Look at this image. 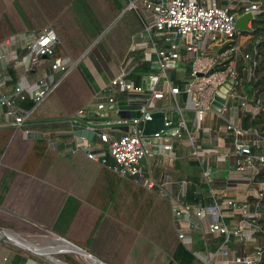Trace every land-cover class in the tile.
Returning <instances> with one entry per match:
<instances>
[{
	"label": "crops",
	"instance_id": "0c3cea01",
	"mask_svg": "<svg viewBox=\"0 0 264 264\" xmlns=\"http://www.w3.org/2000/svg\"><path fill=\"white\" fill-rule=\"evenodd\" d=\"M96 1L82 0L85 8L87 6L92 10L100 27L97 25L95 27L98 37L75 59L71 60L75 62L74 69L35 109H33L34 102L30 109H24L21 106L26 98L33 101L30 95H25L24 99H16V113L21 115L30 113L22 126L12 125L4 109H0V129H13L6 152H9L13 139H18V141L27 139L28 143L35 139L41 140L46 146L44 154L48 156L47 161L55 165L47 168L43 175L33 177L16 169L7 168L4 163L0 162V214L7 216L0 215V218L6 221L10 218L9 221L15 224L18 222L15 219H27L53 230L66 239L69 238L67 234L70 233L68 228L74 220L68 221L62 227L56 217L63 219L62 214H66V209H71V205L82 209V213L86 214L82 217V231H88V224L94 223L96 216L101 219L104 215L111 222V216L116 215L114 207L123 203L126 208L135 204L141 191L151 192L144 188L142 190L133 178L121 179L106 167L88 161L82 152H71L75 143L72 138L74 131H72L70 119L80 109L87 112L91 124L112 138L118 137V134L112 133L109 128H103L101 125L103 118L102 113L97 110V105L105 101L108 96L114 95V92L106 87L119 74L121 67H126L130 63L132 53L135 52L133 58L136 60L140 52L142 59L143 44L148 42L145 27L153 24L148 13L144 12L143 17H140L131 12L135 11L134 9L127 8L129 3L134 1L138 8L141 7L140 0H110L105 4H97ZM194 1L216 7H226L233 12L236 19L244 14L246 6L256 3L253 0ZM101 5L104 6L103 9ZM249 26L251 23H248ZM133 29L136 31L132 32ZM29 32L22 31L11 36L19 38L13 39L5 48L2 47L5 40L0 43V52L6 50L5 58L0 60V73L3 72L0 87L4 95H10L18 83L33 86L41 76L52 74L50 61L45 58L40 59L36 65L26 68L24 45L29 35L33 33ZM247 37L248 33L242 32L238 37L237 41L241 44V48L248 39ZM153 42L157 49L165 48L161 38H154ZM218 50L216 45L206 43L202 45L204 56H213ZM193 57V53L181 50L179 63L167 72V81L157 78L158 69L153 63L141 60V62L149 63L153 71L150 74L141 75L139 85L141 86L143 80L146 81V86L144 88L141 86L144 90L143 95L134 97L132 101L127 100L125 95H116L115 105L108 109V119L138 116L141 101L151 91H162L164 96L155 101V106L158 110L168 109L165 112V120L167 119L170 124L171 113L176 112L175 100L170 93V88H178L182 91L177 96V106L183 109L182 116L186 130L177 136L164 134L161 137L164 144L171 146V153L159 149V142L156 138H145L148 139V153L140 162V176L143 179L154 181L155 187L152 191L163 198L170 211L173 230L177 236L181 232L190 237L193 242L194 256L198 260L203 258L207 260V264H238L235 262L237 258L250 256L256 247H261L263 244L256 240L252 242L245 239H231L229 242H224L220 234L209 231L210 218L207 215L204 214L198 218L193 213L195 209L201 207L216 206L223 221L231 227L242 221V210L230 209L227 202L233 200L238 203H247L252 199L256 200L262 188L257 182V173L253 167L244 165L242 169H236L238 158L234 154V149L236 143H248L255 137L250 133L236 134L227 130L226 123L242 126L246 115V112L234 100L224 102L226 111L221 117L216 115V109L213 108L212 111L206 113L202 122L199 124L195 122V114L189 108L188 97L183 92L184 81L189 76ZM137 65V63L134 64L133 72ZM53 76L59 78L57 74ZM46 79L49 81V77ZM129 79L132 80L131 76ZM154 79L156 81L152 83ZM183 93L185 97L182 96ZM179 120L180 116H178V122ZM83 128L82 130L90 132ZM80 138L87 139L86 137ZM91 139L86 141L89 145L100 146L101 150L106 151V146L101 144L96 137L95 140ZM194 148L201 153L202 161L193 155ZM256 167L260 171L261 167L258 164ZM204 171L209 173V182L205 181ZM16 188L18 189L15 190ZM160 191H164L165 196H161ZM173 199H178L182 205H187L190 211L174 217ZM247 205L250 215L257 213L255 206H250L248 203ZM79 212L81 211L76 210L71 215H79ZM15 229L9 227L4 230L23 240H42ZM53 239L71 245L78 252L60 246L57 250L50 251L49 259L54 260L52 254L65 253L75 255L82 260L80 253L83 250L63 239ZM22 249L41 256L29 249ZM82 261L91 264L85 260ZM0 264L40 263L27 257L22 251L9 246L8 242L0 237Z\"/></svg>",
	"mask_w": 264,
	"mask_h": 264
},
{
	"label": "built area",
	"instance_id": "2783aa9c",
	"mask_svg": "<svg viewBox=\"0 0 264 264\" xmlns=\"http://www.w3.org/2000/svg\"><path fill=\"white\" fill-rule=\"evenodd\" d=\"M142 9L148 13L153 21L150 27H145V33L148 35V42L143 44L142 61L153 63L157 71V78H162L167 81V72L176 67L180 61L181 50L193 53L192 66L188 78L184 81L183 92L189 100V108L195 114V122L199 124L203 121L206 113L212 111V100L215 93L222 87L228 84L229 88L224 94V102L234 100L244 112L249 109H261L262 105L258 100L250 97L241 85V79L237 66L239 62L248 67L245 69L248 75V80L253 77L254 62L251 56L244 53L241 49V44L237 41L241 32L235 27L236 16L230 13L226 7H216L196 2L194 0H140ZM128 9H137L136 1L129 3ZM250 12L253 16L259 14V4L250 3L244 8V13ZM248 26V24H247ZM19 37H10L6 39L2 47H7ZM154 38H161L165 44L164 49H157L153 42ZM234 42L233 45L223 51L217 52L213 56H204L202 53V45L220 46L221 43ZM57 42L56 35L51 28H46L39 33H31L27 42L24 45L26 52V68L31 65H36L42 58L50 61V76H41L36 83L31 86H24L18 83L10 95H4L0 87V109H4L5 115L12 121L14 126H22L30 113L17 114L15 111L16 99H24L25 95H30L34 102L35 109L40 105L45 98L51 94L58 83L65 78L75 66V62L69 59H62L54 56V46ZM5 52H0V60L5 58ZM134 64L130 63L126 67L122 66L119 74L108 84L106 89H111L114 95L108 96L105 101L97 105V110L102 113L103 128L107 127L114 134H118L117 138H112L106 132L100 130L88 120L87 112L80 109L70 119V124L73 127L72 131L86 129L89 130L99 142L106 146V151L101 150L100 146L89 145L87 139H82L75 136V147L71 152L80 151L84 154L88 161L100 164L113 172L121 179L133 178L141 187L148 191H152L155 183L151 179H143L140 176L139 165L148 153L147 143L142 134L143 123L150 120L151 113L155 111L167 112V108L158 110L155 106V101L160 100L164 96L162 91H151L141 101L139 115L132 118L108 119L109 108L115 105L118 94L125 95L127 100H133L134 97L141 96L144 93L143 88L130 80L133 72ZM3 72L0 73V78ZM59 75V78L53 75ZM49 77V81H47ZM235 88H240L239 91ZM178 88H170V93L175 100V111L180 120L178 127L174 131H161L153 135V138L159 142L158 147L164 152L171 153V146L163 143L161 137L164 134L173 136L179 135L183 130H186L184 119L182 116V108L177 106V96L181 94ZM215 113L222 116L226 111L225 104L221 108H215ZM165 125H169L167 119ZM226 128L236 134H252L255 139L248 143H236L234 154L238 158L236 169L240 170L244 165L251 166L259 173L256 164L259 167H264V132L246 131L242 126H236L231 123H226ZM126 129V130H124ZM171 131V132H170ZM193 155L199 161H202L201 153L195 148ZM206 182L210 181L209 173L203 172ZM257 199H262L264 195V186ZM164 191H160L161 196ZM227 205L233 210H242V221L238 225L231 227L223 221L221 214L216 206L201 207L194 210V215L198 218L204 214L210 218L208 225L209 231L218 233L224 238V242H229L231 239H245L255 241L252 237V231L246 227V221L249 218L256 217L258 214L250 215L248 213L247 203H238L229 200ZM172 211L174 217H179L183 213L190 211V208L181 204L178 199L172 200ZM179 242L186 246L191 253H195L192 247V240L183 233L178 234ZM17 247V246H16ZM20 248V247H18ZM264 245L256 247L253 253L246 258H237L238 264H258L261 258V251ZM197 256V255H196ZM203 264H207V260L200 258Z\"/></svg>",
	"mask_w": 264,
	"mask_h": 264
},
{
	"label": "rangeland",
	"instance_id": "374dc122",
	"mask_svg": "<svg viewBox=\"0 0 264 264\" xmlns=\"http://www.w3.org/2000/svg\"><path fill=\"white\" fill-rule=\"evenodd\" d=\"M108 1L110 0H97L96 3L105 4ZM83 5L82 0H0V43L22 31L39 33L46 28H52L54 31L59 30L58 28L63 29L68 33L71 41L77 35H80L81 38L82 35L88 38V32L86 33L87 30L83 28V25L85 28L87 27L86 22H82L80 17L82 12L85 13L92 26L90 31L95 30L96 25L100 26L92 14V10ZM74 6L80 15L74 11ZM101 7L104 8L102 5ZM6 30L14 32L6 35ZM28 148L27 139L20 141L13 139L9 152L0 156V162L4 163L7 168L16 169L33 177L43 175L47 168L55 166L47 161L48 156L44 155L32 169V173L25 172L22 165L28 154ZM142 190H144L143 187ZM139 194L140 197L136 199L135 204L125 208L123 203H120L114 207L116 218L107 214L111 216V222L104 215L101 219L96 216L94 223L88 224V231H82V217L86 214L82 213V209L74 208L71 205V209L67 208L66 214H62L63 219L56 217L62 227L68 221L74 220L68 228L70 233L67 234L69 236L67 239L53 230L27 219L19 218L20 221L15 219L18 221L15 224L9 221L10 218L8 221L0 218V228H16L15 230L27 232L26 234L39 237L47 242L53 238L63 239L85 251L86 254L102 264H168L173 249L179 242L177 233L171 226L170 211L163 198L153 191L148 193L144 190ZM76 210L81 211L79 215H71ZM8 245L22 251L27 257L40 264H86L71 254L55 253L52 254L54 260H51L18 248L13 244L8 243ZM64 257H68L70 260L64 261Z\"/></svg>",
	"mask_w": 264,
	"mask_h": 264
},
{
	"label": "trees",
	"instance_id": "16d2710c",
	"mask_svg": "<svg viewBox=\"0 0 264 264\" xmlns=\"http://www.w3.org/2000/svg\"><path fill=\"white\" fill-rule=\"evenodd\" d=\"M259 4V14L255 15L251 21L252 31L248 33V39L242 46V51L251 56L252 61L254 62L253 68V77L248 80V75L246 73V68L248 65H244L243 62H239L237 70L239 72V77L241 79V85L243 90L248 93L250 97L255 98L262 105L261 109H249L246 112V115L242 121V128L246 131H256L259 133L264 132V0H253ZM141 7H137L135 13L137 16L143 17L144 11ZM75 8V9H74ZM74 11L77 12L76 7L74 6ZM230 13H233L230 11ZM80 15V14H79ZM82 22H86V28L83 25V28L86 29L88 38L82 35L74 36L73 41L68 36V33L61 28L59 30H53L57 42L53 48L54 56L62 59H75L78 54H80L84 49H86L90 43L98 37V31H90L92 26L88 22L87 16L82 12L80 15ZM136 31L133 29L132 32ZM14 31L6 30L5 34L10 35ZM85 34V33H84ZM234 42H225L221 43L218 47V52L225 50L226 48L233 45ZM130 57L132 64H138L135 67L134 72L131 75V79L134 83L139 84L141 75L150 74L153 71L149 63L141 62L140 52L136 60L133 58V54ZM137 53V52H136ZM239 91L240 88H235ZM33 105V101L26 98L24 102L21 103V106L24 109H30ZM13 134L12 128L0 129V156H2L7 151V146L9 139ZM28 154L25 158V161L22 165V169L25 172L32 173V169L36 167V164L44 157L46 146L41 140H31L29 143ZM257 182L264 186V167L260 168L259 173L256 175ZM250 206H255V210L258 213V216L249 218L246 221V227L252 231V237L264 245V195L262 199H252L247 202ZM64 261H69L68 257H64ZM67 261V262H68ZM168 264H202L190 250L182 245L180 242H177L174 251L171 255V260ZM258 264H264V249L261 251V258Z\"/></svg>",
	"mask_w": 264,
	"mask_h": 264
},
{
	"label": "water",
	"instance_id": "95a60500",
	"mask_svg": "<svg viewBox=\"0 0 264 264\" xmlns=\"http://www.w3.org/2000/svg\"><path fill=\"white\" fill-rule=\"evenodd\" d=\"M253 20V16L250 12H246L244 14H242L240 17H238L235 20V27L242 33H249L252 31L251 26H247L248 23H251V21ZM156 79H154L152 81L155 82ZM232 80L228 81V84L225 85L224 87L220 88L214 95L213 97V101H212V107L213 108H221L224 104V94L227 92L228 88H229V83H231ZM141 86L144 88V86H146V81H142ZM183 97H185V94H182ZM165 117L166 114L162 111H155L153 113H151L150 115V120H146L143 123V131L142 134L145 138H149L152 137L153 135L160 133L161 131H168L174 128L178 127V116L176 112H172L171 113V123L169 125H165ZM76 136L79 137H86L87 139H91V140H95V136H93L92 133L87 132L85 130H77L75 132ZM148 139H145V142L147 143ZM0 237L4 238V236ZM5 239V238H4ZM6 240V239H5ZM8 243L13 244L12 242L6 240ZM15 245V244H13ZM16 246V245H15ZM22 249V248H21ZM97 261V260H96ZM99 262V261H97ZM100 264H102L101 262H99Z\"/></svg>",
	"mask_w": 264,
	"mask_h": 264
},
{
	"label": "bare ground",
	"instance_id": "6f19581e",
	"mask_svg": "<svg viewBox=\"0 0 264 264\" xmlns=\"http://www.w3.org/2000/svg\"><path fill=\"white\" fill-rule=\"evenodd\" d=\"M0 235L4 236L6 240L12 242L16 246L29 249L35 252L36 254H39L45 258H50V251L57 250L58 248H60V246L66 248L67 250L78 252L77 249H74L71 245H68L67 243L61 240L57 241L56 239H52L51 241H48V242L43 241V240H40V241H30L26 239L23 240L17 235L15 236L12 233L6 232V230L4 229H0ZM80 255H81L82 260H85L91 264H100L95 259L93 260L92 257L86 255V253H84L83 251L82 253H80Z\"/></svg>",
	"mask_w": 264,
	"mask_h": 264
}]
</instances>
